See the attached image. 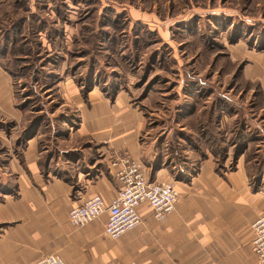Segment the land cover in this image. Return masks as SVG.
Returning <instances> with one entry per match:
<instances>
[{
  "label": "rangeland",
  "instance_id": "rangeland-1",
  "mask_svg": "<svg viewBox=\"0 0 264 264\" xmlns=\"http://www.w3.org/2000/svg\"><path fill=\"white\" fill-rule=\"evenodd\" d=\"M138 10L154 15L138 21ZM0 72L11 90L1 136L35 140L45 166L89 110L119 120L117 100L141 114L150 139H140L163 144L164 167L212 158L231 171L247 149L244 123L264 133V0H0ZM94 137L80 150L98 152Z\"/></svg>",
  "mask_w": 264,
  "mask_h": 264
},
{
  "label": "crops",
  "instance_id": "crops-1",
  "mask_svg": "<svg viewBox=\"0 0 264 264\" xmlns=\"http://www.w3.org/2000/svg\"><path fill=\"white\" fill-rule=\"evenodd\" d=\"M150 13L138 10V21L154 15ZM260 61L254 65L260 67ZM254 65L250 70L256 73ZM9 82L0 72V97L10 105ZM114 106L119 120L112 124L93 120L90 110L83 114L46 166L47 150L39 152L35 140L14 147L0 133V264H34L48 255L59 256L65 264H258L251 248V225L264 215V140L259 141L264 133H256L254 120L244 123L247 149L233 170L217 171L212 158L196 168L178 169L171 162L170 168L164 167L169 159L162 155L163 144L153 151L150 140L140 139L148 134L142 133L139 112L136 117L117 100ZM227 117L224 127L231 136L238 114L233 111ZM91 134L95 153L80 150L77 142ZM251 145L254 156L245 162ZM116 154L139 162L150 181L174 184L180 197L175 211L161 221L148 206H141V224L112 240L104 234L105 215L75 229L68 213L96 195L111 203L119 190L109 167ZM259 164V171H254Z\"/></svg>",
  "mask_w": 264,
  "mask_h": 264
},
{
  "label": "built area",
  "instance_id": "built-area-1",
  "mask_svg": "<svg viewBox=\"0 0 264 264\" xmlns=\"http://www.w3.org/2000/svg\"><path fill=\"white\" fill-rule=\"evenodd\" d=\"M109 167L119 183L116 196L110 204H106L96 195L72 208L68 213V221L73 228H83L105 215L104 234L117 240L141 224L138 213L141 206H148L158 221L175 211L180 195L174 184L150 181L143 166L128 156H113ZM251 229L253 254L258 264H264V215L251 225ZM34 264L65 263L57 255H48Z\"/></svg>",
  "mask_w": 264,
  "mask_h": 264
}]
</instances>
